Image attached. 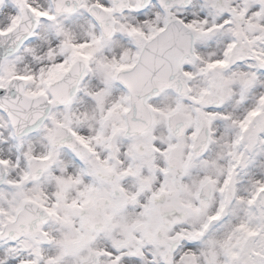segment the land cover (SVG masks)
<instances>
[{"label": "snow or ice", "instance_id": "6c2138e0", "mask_svg": "<svg viewBox=\"0 0 264 264\" xmlns=\"http://www.w3.org/2000/svg\"><path fill=\"white\" fill-rule=\"evenodd\" d=\"M0 264H264V0H0Z\"/></svg>", "mask_w": 264, "mask_h": 264}]
</instances>
